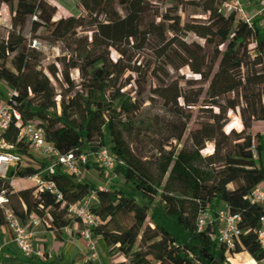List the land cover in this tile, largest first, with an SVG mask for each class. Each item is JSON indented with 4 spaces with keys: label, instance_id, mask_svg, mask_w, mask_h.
I'll return each mask as SVG.
<instances>
[{
    "label": "trees",
    "instance_id": "obj_1",
    "mask_svg": "<svg viewBox=\"0 0 264 264\" xmlns=\"http://www.w3.org/2000/svg\"><path fill=\"white\" fill-rule=\"evenodd\" d=\"M131 1L79 0L83 16L56 19V8L46 0H5L11 17L6 35L0 36V84L15 92L10 102L22 124L41 121L46 141L61 155L107 147L116 157V181L108 192L96 193L90 207L98 221L92 233L110 251L123 245L122 235L137 237L136 246L125 247L128 264H227L230 253L215 236L197 233L195 227L199 213L217 207V199L209 196L215 183L222 186L228 209L240 216L241 252L259 261L264 253L256 246L257 212L244 197L264 182V168L256 165L251 150L259 158L261 139L250 132L253 123L264 122V33L255 21L249 27L233 15L224 16L220 7L227 0H141L145 4L137 11V35L120 43L102 39L96 26L122 21ZM27 17L45 26L42 31L50 42L72 46L74 60L60 71L54 64L41 69V47L35 51L29 45L39 43V27L32 24L30 38L22 37ZM156 37L161 46L151 42ZM250 43L259 66L247 50ZM201 58L213 63L215 71L207 64L199 80L185 79L183 71ZM144 73L156 83L146 94L135 86ZM22 89L29 92L25 98ZM228 96L238 108L240 133H224L231 109ZM183 107L217 112L194 120L186 134ZM4 139L13 144L9 134ZM0 152L15 153L28 163L0 179V190L8 192L9 208L20 223L35 216L57 241L65 229L74 234L76 221L68 219L66 207L88 197L96 186L56 166L45 178L55 183L60 201L36 187L12 191L11 180L32 177L46 164L33 160L22 143ZM9 253L5 264H62L60 257L48 260L45 253L41 258Z\"/></svg>",
    "mask_w": 264,
    "mask_h": 264
},
{
    "label": "built area",
    "instance_id": "obj_2",
    "mask_svg": "<svg viewBox=\"0 0 264 264\" xmlns=\"http://www.w3.org/2000/svg\"><path fill=\"white\" fill-rule=\"evenodd\" d=\"M221 12L224 16L233 15L236 20L241 21L249 27L255 21V27L264 33V0L253 16H248L244 11L241 0H227L221 5ZM29 45L35 51H38L40 48V44L34 40ZM3 87L8 89V94L4 98H0V149L11 150L17 143H22L26 146L27 153L31 155L33 160L46 164V167L40 173L32 177L20 179V181L33 182L31 187H36L40 193L50 194L58 202L62 199L60 192L52 180L45 178V176L53 174L54 167L60 166L66 174L74 176L77 180H81L86 170L85 166L91 162L99 167L103 174L108 176V180L104 184L97 186L96 191H93L88 197L66 207L68 219L74 220L76 221V225L82 226L79 232V239L86 246L85 248L88 253L86 260L89 263L97 262L96 240H99V237L94 236L92 230L98 221L90 211L92 203L89 200L94 202L96 201V193L108 192V181L115 178L113 171L117 164H119L118 160L109 152L107 147L78 155L71 152L61 155L54 149L51 143L46 141L44 124L41 121L33 120L22 124L19 113L14 108L13 103L10 102V98L15 92L4 84H0V88ZM27 95H29V92L26 89H22L21 96L25 98ZM58 101L59 99L57 98V103ZM6 134L11 136L13 144L8 143L4 139V135ZM251 150L253 156L256 158L254 148L252 147ZM22 162L23 159L15 153L0 152V179H4L8 175L11 165L20 166ZM218 188L223 189L220 184H213L212 190L209 193L211 200L217 199V207L213 212L205 209L199 213L196 218L195 227L197 233L215 236L217 244L222 246L231 255L228 262H232L241 254L239 247L241 234L239 228L240 216L228 209L225 196L218 195V193V196H216ZM244 199L248 206L257 212L259 229L256 234V246L259 251L264 253V182H260L252 187ZM0 212L3 218V225L0 227V230L10 234L11 241L8 243L14 246L20 257L28 258L33 255L41 257L39 253H34L32 248V230L40 225V220L35 216H31L28 225L21 224L18 217L9 208V197L6 190H0ZM251 261H253L252 264H264V258L259 261Z\"/></svg>",
    "mask_w": 264,
    "mask_h": 264
},
{
    "label": "rangeland",
    "instance_id": "obj_3",
    "mask_svg": "<svg viewBox=\"0 0 264 264\" xmlns=\"http://www.w3.org/2000/svg\"><path fill=\"white\" fill-rule=\"evenodd\" d=\"M48 3H50L52 6H54L57 10V16L56 19L62 17V18H67V17H78V16H83L85 14V12L83 11V9L81 8V6L79 5V0H46ZM242 2V7L243 9L247 12L248 16H251V14L254 13L253 9L256 10L255 8L258 6L257 3H253L251 6H247L245 7L244 0H241ZM253 0H249V2H252ZM146 6H148L149 8H154V7H159L150 3H147ZM220 11H221V7H220ZM11 14L10 11L8 9V6L5 2V0H0V36H5L6 32L9 29V20H10ZM32 24H36L39 29L36 31L35 34V38L39 41L40 47H41V52H40V57H41V62H40V68L41 69H45L48 65L54 64L57 68L58 71L62 70L63 65L67 64L68 62L70 63L72 60H74L75 57V53L73 52V47L70 46L68 47L66 44L62 43V42H57V43H52L50 42V40L47 38L46 34L42 31L43 28H45V26L39 22L38 20H36L34 17H27L24 23V28L22 31V37L24 39H29L30 38V26ZM96 30V28H95ZM97 32V30H96ZM187 32V30H186ZM98 34V32H97ZM156 35H159V30L157 29L156 31ZM200 38H203V35H197ZM162 38L164 36H161ZM156 38H152L150 39L151 42L153 44H156V46H161V42L159 39ZM123 42V41H121ZM248 52L249 54L252 56L253 58V63L254 66H259L260 60L256 59L255 56V47H254V43H250L248 45ZM111 57L113 59L117 58V55L115 53H111ZM208 64V66L211 68L212 72L215 71V66L213 65V63L211 62H207V60L205 58H201L200 60L192 63L188 69H186L185 71H183L184 75H185V79L187 80H199L200 79V73L204 70L205 66ZM72 78L73 80L77 81L78 75L77 74H72ZM155 86L156 83L155 81H153L152 79H150L149 75L147 73H144L142 75V82L136 84V88L137 90L142 93V94H146L148 92V89L150 86ZM57 90L59 91V86H57ZM64 90V89H63ZM8 94V89L6 87L0 88V98H4L6 95ZM227 99H231V109L229 112V119H228V123L224 128V133L225 134H229L230 131H235V128L233 123H230L232 120H234L233 118L237 119L240 122V118H239V114H238V108L235 106L234 102L232 101V97L228 96ZM178 105H182L181 101H178ZM184 110V115H183V119L187 121L188 123V128L186 131V134L188 131H190V128H193V121L198 119V118H203V117H207L211 114H215L217 112V110L215 108H200V107H196V108H188V107H183ZM241 124V122H240ZM251 132V131H250ZM237 133V132H236ZM186 135L183 137L182 143L185 142L186 143ZM257 159V157L255 158ZM258 160V159H257ZM37 162V161H36ZM34 165V164H33ZM19 168H23V167H27L28 163L26 161H23L22 164L16 165ZM16 166L11 165L9 167V170H13ZM35 166V165H34ZM8 178V176H6L4 178V180H6ZM108 176H106L105 174H100V172L98 170H96L93 167V163H89V168H86L85 172L82 175V179L84 180L86 183L88 184H92L97 186L101 181H107ZM116 181L115 178H112L111 180L108 181L109 184H114V182ZM33 184V182L31 181H20L18 179L16 180H11L10 181V187L12 191H18L21 189H25V188H29L31 187V185ZM113 188H119L117 185H115V187ZM216 196L217 193H216ZM135 200L137 203L140 204H144V201L141 200L138 197H135ZM90 203L93 204V201L89 200ZM9 205H10V201H9ZM25 225H28V222H26ZM82 229L81 225H77L76 229H72V232L74 234H71L72 237L78 239L79 238V232ZM47 225L43 224L40 221V225L36 228H34L32 230V244H33V252L34 253H43L44 251V246L42 244L43 241H46V238L50 237V235L47 234ZM65 233V230L62 231V235ZM52 235V234H51ZM53 237V235H52ZM54 238V237H53ZM55 239V238H54ZM56 240V239H55ZM120 240V238H119ZM122 242L123 245H117L114 248V251H110L109 249H107L104 244H100L99 240H96V247H97V255H98V260L97 262L100 261L101 264H104L103 262L107 259L110 264H128V256L125 255V247L127 245L130 244H134V246H136L139 241L138 238L135 236H123L122 237ZM11 241V236L8 233H4L0 234V264H4V262H2V258L1 255L3 253V249H2V245L3 243H8ZM119 243V241H118ZM85 245V244H84ZM86 247V246H85ZM118 249V250H117ZM79 251L77 254H75L73 257H77L78 256ZM84 254V258L87 259L88 257V253L86 251V248L83 251ZM154 258H159V254H154L153 255ZM237 258H239L240 261H242L243 259H246V261H251L252 258L250 255H248L247 253L241 252V254H239L237 256ZM74 260L71 261V263H73ZM94 262H90V264H93ZM97 264V263H96Z\"/></svg>",
    "mask_w": 264,
    "mask_h": 264
},
{
    "label": "crops",
    "instance_id": "obj_4",
    "mask_svg": "<svg viewBox=\"0 0 264 264\" xmlns=\"http://www.w3.org/2000/svg\"><path fill=\"white\" fill-rule=\"evenodd\" d=\"M262 1L263 0H253L252 2H249V0H244L243 4L245 5V7H247L249 5L251 6L254 2L258 4V6L255 8L256 10L253 9L254 13L251 14V16H253L255 14V12L257 11V9L260 6ZM233 119L234 120H232L230 123H233V125L235 127L233 129H235V131L237 133H240L242 131L241 124L237 119H235V118H233ZM263 126H264V122H255L252 124L251 130H250L251 135L259 134L260 139H261L262 152L260 153L259 158H257L258 160L255 159V163L258 167H262V168H264V130H263ZM18 180H20V179H18ZM102 184H104V182L99 183L97 186H100ZM217 190L218 191H216V193H218V195L221 194V196H225V192L223 189L218 188ZM95 202L96 201H94L93 204ZM76 227H77V225H73L72 229L74 230V229H76ZM0 234H3V232L1 230H0ZM47 234L50 235V237L46 238V241H43L42 244L45 245L43 253L46 254L48 260H51L53 257H60L62 259V264H71L72 260H74V262H73L74 264H90L84 258L83 251L85 249V245H84L83 241H81L79 238L76 239V238L72 237L70 230L65 229V233L62 235L61 241L55 240L52 237L50 232H48ZM123 236H126V237L132 236L133 237V235L129 234V233L125 234ZM99 243L102 244V242H99ZM4 246H9L10 250L3 249ZM2 249H3V253L1 255V258H2V262H4V264H5L6 260L10 258L9 251H12L14 253L18 252L13 247L12 244L5 243V242L2 245ZM78 251L80 254H78V256L74 258L73 256L75 254H77ZM43 253H39V254L42 256ZM96 263L101 264L100 261L94 262L93 264H96ZM103 263L104 264H110V262L107 259ZM210 264H220V263L213 261ZM227 264H251V263H250V261H246V259H243L242 261H240L239 258H237L236 260H234L232 262H228Z\"/></svg>",
    "mask_w": 264,
    "mask_h": 264
},
{
    "label": "bare ground",
    "instance_id": "obj_5",
    "mask_svg": "<svg viewBox=\"0 0 264 264\" xmlns=\"http://www.w3.org/2000/svg\"><path fill=\"white\" fill-rule=\"evenodd\" d=\"M145 2L141 0H134L130 7L128 8L129 16L124 18L118 23H105L97 25L96 30L98 35L108 41L113 43H120L121 41L131 38L137 35V16L135 13L138 11V8L141 5H144ZM122 237H120V242H122ZM253 261L250 263L252 264Z\"/></svg>",
    "mask_w": 264,
    "mask_h": 264
},
{
    "label": "water",
    "instance_id": "obj_6",
    "mask_svg": "<svg viewBox=\"0 0 264 264\" xmlns=\"http://www.w3.org/2000/svg\"><path fill=\"white\" fill-rule=\"evenodd\" d=\"M132 2H133V1H131V2L129 3V5L127 6V15H126V17L129 16L128 8L130 7V5H131ZM135 15L137 16V12L135 13ZM126 17H125V18H126ZM96 28H97V27H96ZM203 258H204V259H207L209 262L211 261V257H206V255H203Z\"/></svg>",
    "mask_w": 264,
    "mask_h": 264
}]
</instances>
